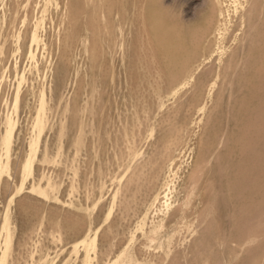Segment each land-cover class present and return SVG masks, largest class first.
Segmentation results:
<instances>
[{
    "label": "rangeland",
    "instance_id": "rangeland-1",
    "mask_svg": "<svg viewBox=\"0 0 264 264\" xmlns=\"http://www.w3.org/2000/svg\"><path fill=\"white\" fill-rule=\"evenodd\" d=\"M0 262L264 264V0H0Z\"/></svg>",
    "mask_w": 264,
    "mask_h": 264
},
{
    "label": "bare ground",
    "instance_id": "bare-ground-1",
    "mask_svg": "<svg viewBox=\"0 0 264 264\" xmlns=\"http://www.w3.org/2000/svg\"><path fill=\"white\" fill-rule=\"evenodd\" d=\"M153 202V201H152ZM161 208V207H160ZM164 218V217H163ZM145 221V220H144ZM4 226V225H3ZM160 230V229H159ZM148 232V231H147ZM121 261V260H120ZM1 263V262H0Z\"/></svg>",
    "mask_w": 264,
    "mask_h": 264
}]
</instances>
